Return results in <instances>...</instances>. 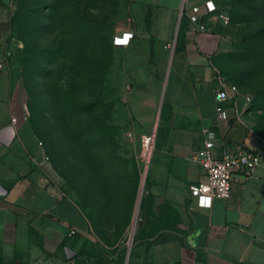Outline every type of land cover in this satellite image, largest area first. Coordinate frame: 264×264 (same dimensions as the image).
<instances>
[{
	"label": "rangeland",
	"instance_id": "1",
	"mask_svg": "<svg viewBox=\"0 0 264 264\" xmlns=\"http://www.w3.org/2000/svg\"><path fill=\"white\" fill-rule=\"evenodd\" d=\"M2 1L0 64L11 89L12 117L20 119L36 146L42 144L49 180L77 200L91 228L89 242L125 264L135 219L130 252L140 235L164 231L179 238V211L156 202L146 185L148 171L144 181L176 39L165 45L161 61L153 57L152 62L147 43L134 46L131 39L127 48L112 46L115 36L136 25L138 0ZM232 1L214 0L218 17L209 23L220 36L221 52L212 66L236 85L247 105L242 120L264 139V75L246 76L245 65L224 58H240L264 42L251 38L259 23L232 22ZM174 2L159 4L170 9ZM144 138L152 147L149 158Z\"/></svg>",
	"mask_w": 264,
	"mask_h": 264
},
{
	"label": "crops",
	"instance_id": "2",
	"mask_svg": "<svg viewBox=\"0 0 264 264\" xmlns=\"http://www.w3.org/2000/svg\"><path fill=\"white\" fill-rule=\"evenodd\" d=\"M164 1L138 0L135 18L140 22L128 29L133 45L145 47L149 35L143 18L151 11L149 34L158 61L174 40L183 5L174 0L169 9L160 6ZM209 22L202 34L187 23L185 50L172 56L148 167L151 193L156 202L179 211L183 231L179 238L164 231L140 235L127 264H264V161L247 177L235 173L230 197L214 199L208 208H198L189 193L190 185L205 181L204 170L192 160L203 146L205 129L231 149L242 145L264 152V139L241 118L247 109L242 97L226 103L227 121L217 120L212 59L221 43ZM10 92L0 64V264H119L116 253L107 255L101 245L89 242L91 228L77 200L47 177L38 146L20 119L12 117ZM215 152L220 157V150Z\"/></svg>",
	"mask_w": 264,
	"mask_h": 264
},
{
	"label": "built area",
	"instance_id": "3",
	"mask_svg": "<svg viewBox=\"0 0 264 264\" xmlns=\"http://www.w3.org/2000/svg\"><path fill=\"white\" fill-rule=\"evenodd\" d=\"M195 0H183L182 14L187 17L189 25L195 33H206L207 23L218 17L215 13L217 6L214 0H203L200 4H193ZM224 24L228 19L220 16ZM127 39L122 43V37ZM133 38L132 33L124 32L115 36L112 44L115 48H125ZM215 86L214 101L216 117L219 121L229 119L226 103L233 102L237 96V87L229 83L220 72L213 69ZM249 102V99H246ZM205 139L203 146L193 156L192 160L205 172V181L189 186L190 196L195 199L198 208L210 207L214 199H228L230 197L233 175L242 172L246 177L264 161V152H251L242 145L229 148L222 139H218L210 129L204 130ZM144 143L149 144V139L144 138ZM40 150V164H46L48 157L45 155L42 144H38ZM220 150V157L216 156L215 150ZM202 264V263H198Z\"/></svg>",
	"mask_w": 264,
	"mask_h": 264
},
{
	"label": "trees",
	"instance_id": "4",
	"mask_svg": "<svg viewBox=\"0 0 264 264\" xmlns=\"http://www.w3.org/2000/svg\"><path fill=\"white\" fill-rule=\"evenodd\" d=\"M4 6V3L2 0H0V8ZM228 13L232 17V22L234 24H246V23H259L256 28L257 30L253 32L251 35L252 40L255 42H264V0H233L231 3V9L228 11ZM151 11L148 9V11L145 13V16L143 18V24L146 32L148 33V47H149V59L150 62H152L154 57V43L153 38L151 37L150 29H151ZM187 17L183 13L181 16L180 25L178 28L177 38H176V47L174 51V57L175 54L178 52H182L185 50V34L187 31ZM113 46V44H112ZM114 47V46H113ZM225 59L237 61L238 63H241L245 65L246 70H244L245 75L251 76L253 72H257L259 74L264 75V47H258V48H249L247 50L246 55L238 56L236 55H226L224 56ZM220 74L224 76V74L221 73V71L215 67ZM226 69V67H224ZM224 69V70H225ZM227 72H230L232 74L240 75L241 73H236L233 71L232 68H227ZM226 80L233 84L231 81L225 77ZM235 85V84H233ZM236 86V85H235ZM149 183V169H148V176L146 178V185Z\"/></svg>",
	"mask_w": 264,
	"mask_h": 264
},
{
	"label": "water",
	"instance_id": "5",
	"mask_svg": "<svg viewBox=\"0 0 264 264\" xmlns=\"http://www.w3.org/2000/svg\"><path fill=\"white\" fill-rule=\"evenodd\" d=\"M181 15H182V11L180 10L179 19H178V23H177V28H176L175 35H174V40L177 37V33H178V28H179V23H180ZM171 59H172V53L170 55V61H171ZM160 105H161V103H160ZM160 105H159V108H160ZM148 167H149V165H146L144 181H145V178H146V174H147V171H148ZM142 191H143V188H141L140 193H139L138 205H137V208H136V217H137L138 210H139V204H140V201H141ZM135 223H136V219H135V221L133 223V226H132V232H131V236H130V245H129L128 250H127L125 264H127V262H128V257H129V253H130V250H131V241H132V238H133V235H134Z\"/></svg>",
	"mask_w": 264,
	"mask_h": 264
},
{
	"label": "bare ground",
	"instance_id": "6",
	"mask_svg": "<svg viewBox=\"0 0 264 264\" xmlns=\"http://www.w3.org/2000/svg\"><path fill=\"white\" fill-rule=\"evenodd\" d=\"M124 38L127 39V36L124 37ZM122 39H123V37H122ZM122 43H124V42L122 41ZM144 148L146 149V150H145L146 157L149 158V157H150V154H151V149H152V147H151L150 145H146V144H145Z\"/></svg>",
	"mask_w": 264,
	"mask_h": 264
}]
</instances>
